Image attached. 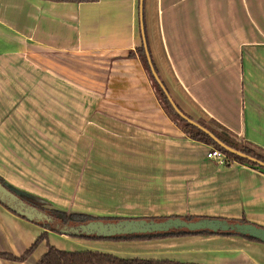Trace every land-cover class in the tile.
<instances>
[{
	"label": "crops",
	"instance_id": "crops-1",
	"mask_svg": "<svg viewBox=\"0 0 264 264\" xmlns=\"http://www.w3.org/2000/svg\"><path fill=\"white\" fill-rule=\"evenodd\" d=\"M145 43L185 114L264 149V0H0V178L72 213L264 227V172L209 159L213 146L168 116L137 53ZM48 71L53 82L32 81ZM52 85L56 95L47 96ZM7 188L0 183V199L15 205ZM45 231L0 202V252L29 253L0 264H37L50 246L264 264V243L239 234L108 240L47 230L40 239Z\"/></svg>",
	"mask_w": 264,
	"mask_h": 264
},
{
	"label": "trees",
	"instance_id": "trees-1",
	"mask_svg": "<svg viewBox=\"0 0 264 264\" xmlns=\"http://www.w3.org/2000/svg\"><path fill=\"white\" fill-rule=\"evenodd\" d=\"M58 2H93L98 0H52ZM147 41V40H146ZM137 53L152 80L153 86L159 97V100L170 118L182 128L187 135L197 141L205 142L214 145L221 150L226 156V166L234 163L248 165L252 168L259 169L264 172V149L246 140L244 137L235 138L227 135L220 130L221 125H217L216 130L210 127L205 121H195L190 116L185 114L181 108L175 103L169 95L166 86L161 79L156 63L154 62L149 45L146 43L137 48ZM132 55L135 53L132 52ZM158 78V79H157ZM0 183L7 188L8 185L0 178ZM9 189H11L8 186ZM7 188V189H8ZM13 190V189H11ZM14 191V190H13ZM12 191V192H13ZM15 193V205H10L7 202H0L8 207L13 212L26 218L27 220L41 225L46 231L40 239H44L47 235V230H53V221H58L65 224V228L53 230L61 234H68V229H78L88 223L97 222H122L136 221L149 224L150 228L146 231L123 232V233H108L99 234L90 232L85 236H76L94 239L108 240H125V239H154L164 237H175L191 234H239L253 241L264 243V227L249 223L247 221H230L219 217H192V216H168V217H142L135 219L119 218V217H96L81 213H72L60 209L51 208L44 204L31 201L23 195ZM201 222L199 227L193 228L191 223ZM240 223L241 229L233 231L225 229L224 224ZM29 253L18 257L15 255L0 252V257L9 260H25ZM37 264H194L181 263L170 260H146V259H124L109 253L98 251H81L72 252L57 249L50 246L47 253L37 262Z\"/></svg>",
	"mask_w": 264,
	"mask_h": 264
},
{
	"label": "water",
	"instance_id": "water-1",
	"mask_svg": "<svg viewBox=\"0 0 264 264\" xmlns=\"http://www.w3.org/2000/svg\"><path fill=\"white\" fill-rule=\"evenodd\" d=\"M146 45V43H145ZM158 79V78H157ZM201 225V222L191 223L189 226L196 228ZM225 229H232L234 231H239L241 229L240 223L234 224H224ZM65 228V224L53 221V230H59ZM150 228L149 224L144 222L136 221H122V222H97V223H88L78 229L70 228L68 229V234H73L76 236H85L90 232H95L99 234H108V233H123V232H137V231H146Z\"/></svg>",
	"mask_w": 264,
	"mask_h": 264
},
{
	"label": "rangeland",
	"instance_id": "rangeland-1",
	"mask_svg": "<svg viewBox=\"0 0 264 264\" xmlns=\"http://www.w3.org/2000/svg\"><path fill=\"white\" fill-rule=\"evenodd\" d=\"M256 2L261 3L262 0H256ZM46 75H47V77H48L49 75H51V81L53 82V80H54V73H53V72L49 73V71H48V73H46V74L44 73V74H39V75L35 76V78H33L32 81H35V80H39V81H40V80L43 79ZM34 91H35V89L32 88V94H34ZM68 93H69V89H68V88H63V95H66V94H68ZM37 94L43 95L40 89L38 90ZM45 94H46L47 96H55V95H56V92H55V89H54L53 85L50 86V88L48 89V91H47ZM207 124H208L210 127L214 128V129H216V130H219L218 128H216V127L214 126V124H212V123H210V122H208ZM211 146L214 147V145H212V144H211ZM214 148H216V147H214Z\"/></svg>",
	"mask_w": 264,
	"mask_h": 264
},
{
	"label": "built area",
	"instance_id": "built-area-1",
	"mask_svg": "<svg viewBox=\"0 0 264 264\" xmlns=\"http://www.w3.org/2000/svg\"><path fill=\"white\" fill-rule=\"evenodd\" d=\"M207 156L209 159L215 160L220 164H226V156L224 155V153L217 149L212 147L209 152L207 153Z\"/></svg>",
	"mask_w": 264,
	"mask_h": 264
}]
</instances>
